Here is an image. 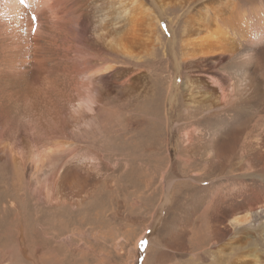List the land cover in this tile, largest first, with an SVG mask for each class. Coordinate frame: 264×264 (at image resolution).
I'll return each instance as SVG.
<instances>
[{
  "label": "rangeland",
  "instance_id": "rangeland-1",
  "mask_svg": "<svg viewBox=\"0 0 264 264\" xmlns=\"http://www.w3.org/2000/svg\"><path fill=\"white\" fill-rule=\"evenodd\" d=\"M141 1L147 15L127 40L130 53L111 52L112 65L140 77L139 86L113 89L80 138L76 120L59 139L78 157L97 155L98 168L76 174L74 187L47 203L31 179L0 164V264H264V83L236 109L212 108L206 92L219 91L202 74L214 77V69L182 55L191 29L205 27L199 20L232 0ZM263 57L264 49L260 76ZM242 66L232 56L215 79L239 80ZM4 110L18 121L28 115L16 104ZM133 134L139 141L125 142ZM137 145L147 148L130 154ZM55 158L54 167L66 165L59 170L74 164L65 153Z\"/></svg>",
  "mask_w": 264,
  "mask_h": 264
},
{
  "label": "bare ground",
  "instance_id": "bare-ground-1",
  "mask_svg": "<svg viewBox=\"0 0 264 264\" xmlns=\"http://www.w3.org/2000/svg\"><path fill=\"white\" fill-rule=\"evenodd\" d=\"M149 1L157 8L154 0ZM226 4L229 10L223 3L211 19L199 20V24L205 23L202 30L191 29L193 40H186L182 55L194 60L196 68L214 69V77L201 73L219 91L206 92L211 107L224 109L229 105L236 109L258 95L259 83H264V76L258 73L260 61L256 60L264 49V0ZM26 5L19 0H0V164L16 176L31 179L33 194L50 203L56 202L62 188L74 187L76 174L89 176L88 171L100 165L97 155L78 157L76 145L65 150L59 139L76 120L84 124L78 127L77 136L84 133L103 113L113 89L132 94L139 86L140 77L112 65L115 56L111 52L130 53L132 46L127 40L143 28L147 14L141 0H26ZM145 27H150L146 21ZM232 56L238 59L239 67L243 65L241 79L233 76L230 81L223 74L215 79L221 63ZM245 60L250 66L245 67ZM15 104L28 114L23 121L9 117L4 110ZM38 106L44 110L38 111ZM67 116L72 120L65 121ZM135 134L125 142L139 141ZM262 135L259 140L264 142ZM6 140L9 144L4 143ZM263 142L258 145L264 146ZM146 148L137 145V150L129 153L136 155ZM225 149L221 147L220 153ZM62 153L69 161L73 158L74 164L59 170L62 165L54 167L52 162ZM261 197L254 196L249 205H256L253 199ZM38 233L33 232L30 239Z\"/></svg>",
  "mask_w": 264,
  "mask_h": 264
},
{
  "label": "snow or ice",
  "instance_id": "snow-or-ice-1",
  "mask_svg": "<svg viewBox=\"0 0 264 264\" xmlns=\"http://www.w3.org/2000/svg\"><path fill=\"white\" fill-rule=\"evenodd\" d=\"M19 3H20L21 5L27 6V5H26V0H19ZM33 19H36V18L33 17Z\"/></svg>",
  "mask_w": 264,
  "mask_h": 264
}]
</instances>
